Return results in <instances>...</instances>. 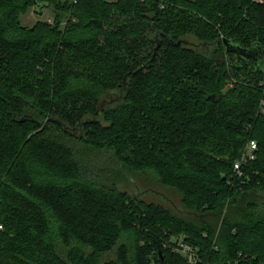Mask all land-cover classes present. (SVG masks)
I'll use <instances>...</instances> for the list:
<instances>
[{"label": "trees", "instance_id": "trees-1", "mask_svg": "<svg viewBox=\"0 0 264 264\" xmlns=\"http://www.w3.org/2000/svg\"><path fill=\"white\" fill-rule=\"evenodd\" d=\"M263 101L264 0H0V264H264ZM93 153L191 215L98 182Z\"/></svg>", "mask_w": 264, "mask_h": 264}, {"label": "rangeland", "instance_id": "rangeland-1", "mask_svg": "<svg viewBox=\"0 0 264 264\" xmlns=\"http://www.w3.org/2000/svg\"><path fill=\"white\" fill-rule=\"evenodd\" d=\"M108 1L114 2L117 0ZM53 17L54 16L49 9H44L42 15H38L35 12V9L31 8L28 13L22 15L21 22L23 26L32 27L39 20L50 21L53 20ZM185 43L195 48H200L201 44L194 37H189ZM210 48H213V46L207 47L206 49L210 50ZM246 59L249 61L251 60L249 58ZM64 142L78 153L84 151L82 144L79 142L70 139H65ZM90 158L92 159L93 165L85 166L87 167L86 169L88 172L90 171L89 175L96 178L98 182L105 185H111L113 182H117L121 189L128 191L133 196H138L146 201L161 203L170 211L186 218H189L188 216L191 215L183 207L181 195L176 190L159 184L150 174L137 173L123 168L111 154L93 153L90 155ZM221 223L222 219L217 225L218 230ZM182 240L183 238L180 237L179 242H177V240L173 238L171 242L175 251L185 254L186 252L183 251V248L180 245ZM175 244H177V246ZM115 259L116 249H113L105 254L103 261L108 263Z\"/></svg>", "mask_w": 264, "mask_h": 264}, {"label": "built area", "instance_id": "built-area-1", "mask_svg": "<svg viewBox=\"0 0 264 264\" xmlns=\"http://www.w3.org/2000/svg\"><path fill=\"white\" fill-rule=\"evenodd\" d=\"M72 3H77L78 0H70ZM251 2H261V0H250ZM261 105L263 106L262 107V111L264 113V101L261 103ZM258 149V145H257V142L255 140H250L246 147L244 148L243 150V153L240 157V159H238L235 164H234V174L236 177H242L243 175V172H242V167H243V164L245 162H247L248 160H253L256 158V151ZM3 229V226L0 225V230ZM183 250L189 254V260L190 262L193 261V250L188 247V246H183Z\"/></svg>", "mask_w": 264, "mask_h": 264}, {"label": "water", "instance_id": "water-1", "mask_svg": "<svg viewBox=\"0 0 264 264\" xmlns=\"http://www.w3.org/2000/svg\"><path fill=\"white\" fill-rule=\"evenodd\" d=\"M232 50L236 52V54H237L238 57L239 56H243V57L249 58L251 60H256L257 57H258V54L256 52H253L251 50L250 51L249 50H245V49H242L241 47H237V46L234 47L233 46V49ZM259 57H261V56H259ZM209 98H211V99L214 100L215 99V95H211V96H209Z\"/></svg>", "mask_w": 264, "mask_h": 264}]
</instances>
